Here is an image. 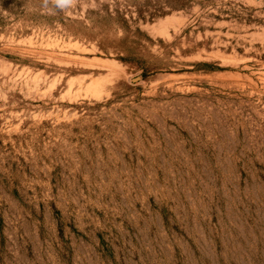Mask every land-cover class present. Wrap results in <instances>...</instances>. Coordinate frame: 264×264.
I'll return each mask as SVG.
<instances>
[{"label":"rangeland","instance_id":"1","mask_svg":"<svg viewBox=\"0 0 264 264\" xmlns=\"http://www.w3.org/2000/svg\"><path fill=\"white\" fill-rule=\"evenodd\" d=\"M0 264H264V0H0Z\"/></svg>","mask_w":264,"mask_h":264}]
</instances>
